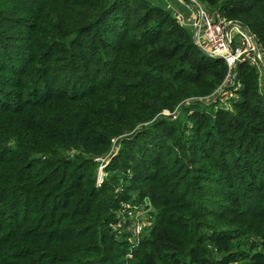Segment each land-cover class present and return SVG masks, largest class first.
<instances>
[{
  "label": "trees",
  "instance_id": "16d2710c",
  "mask_svg": "<svg viewBox=\"0 0 264 264\" xmlns=\"http://www.w3.org/2000/svg\"><path fill=\"white\" fill-rule=\"evenodd\" d=\"M200 1L264 51V0ZM228 71L150 0H0V264H264L263 74L201 102ZM132 189L156 208L135 245L111 227Z\"/></svg>",
  "mask_w": 264,
  "mask_h": 264
},
{
  "label": "built area",
  "instance_id": "2783aa9c",
  "mask_svg": "<svg viewBox=\"0 0 264 264\" xmlns=\"http://www.w3.org/2000/svg\"><path fill=\"white\" fill-rule=\"evenodd\" d=\"M195 8L194 22L192 24L195 43L212 57L223 59L228 65L229 71L223 82L213 94L202 97L201 102L212 104L214 102L224 103L230 106L229 101L236 93L227 87L235 86V68L240 61L248 60L253 65L260 67L263 63V54L256 38L240 23L228 20L219 13L213 15L205 4L200 0H188ZM166 112V111H164ZM133 208V207H132ZM148 212V211H147ZM151 218V216H149ZM131 220L128 227H124L126 221ZM133 220H135L133 222ZM133 222V223H132ZM146 219L135 217L131 212L127 219L119 220L115 230L126 229L137 244L144 231L150 227Z\"/></svg>",
  "mask_w": 264,
  "mask_h": 264
},
{
  "label": "rangeland",
  "instance_id": "374dc122",
  "mask_svg": "<svg viewBox=\"0 0 264 264\" xmlns=\"http://www.w3.org/2000/svg\"><path fill=\"white\" fill-rule=\"evenodd\" d=\"M208 10L213 15H217V13H218L215 9L208 8ZM261 52L263 54V56H262L263 57V63L258 68L260 69L261 73L263 74L262 85H264V51H261ZM207 105H210V104H207ZM180 113H181V107L180 106H178L177 109L173 112H170V111L164 112L165 115L172 116V118H174V119L178 118ZM122 141H123V138L114 139L112 142V145H111V149L109 150L108 153H106L105 155H102V156L95 157L96 166L93 168H90V169H91V172H93V174L95 176L96 185L98 187H102L105 184V182L107 180H109L110 171L108 168H109L111 161L113 160V157H115V155H117L119 150L121 149ZM119 183L122 184L119 188V192L124 191L126 186L130 184L129 181H127V180L125 181L123 179H121ZM148 184H151V182H149ZM129 193H130V198L123 200L121 202V205L116 210V218H115L114 222L111 224V227L113 230H115L114 228L117 227L116 225H117L118 221L122 220V219H127V217L130 215L131 212L132 213L135 212V217L136 216H138L139 218L144 217L147 221V224L148 223H152V224L154 223V212L156 211V208H155L152 200L150 198H148V199H146V201L144 200L143 202H138L137 201L138 192L136 190L132 189L129 191ZM149 216H151V218ZM134 221L135 220H133V222ZM130 222H131V220L126 221L124 227H128ZM147 230L148 229L146 227L144 234L146 233ZM115 231L118 233L117 237L120 240L129 241L130 244H133L135 242V240L132 239V236L129 233V231H127L125 228L122 229L121 231H118V230H115Z\"/></svg>",
  "mask_w": 264,
  "mask_h": 264
},
{
  "label": "crops",
  "instance_id": "0c3cea01",
  "mask_svg": "<svg viewBox=\"0 0 264 264\" xmlns=\"http://www.w3.org/2000/svg\"><path fill=\"white\" fill-rule=\"evenodd\" d=\"M151 2L163 6L171 11L180 23L190 28L194 22L195 8L188 0H150Z\"/></svg>",
  "mask_w": 264,
  "mask_h": 264
}]
</instances>
